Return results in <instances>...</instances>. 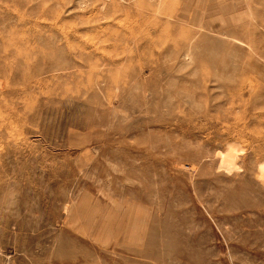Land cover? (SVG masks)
Masks as SVG:
<instances>
[{
	"label": "rangeland",
	"instance_id": "rangeland-1",
	"mask_svg": "<svg viewBox=\"0 0 264 264\" xmlns=\"http://www.w3.org/2000/svg\"><path fill=\"white\" fill-rule=\"evenodd\" d=\"M0 264H264V0H0Z\"/></svg>",
	"mask_w": 264,
	"mask_h": 264
},
{
	"label": "bare ground",
	"instance_id": "bare-ground-1",
	"mask_svg": "<svg viewBox=\"0 0 264 264\" xmlns=\"http://www.w3.org/2000/svg\"><path fill=\"white\" fill-rule=\"evenodd\" d=\"M129 253V252H128Z\"/></svg>",
	"mask_w": 264,
	"mask_h": 264
}]
</instances>
